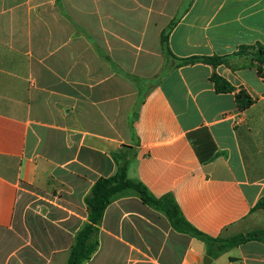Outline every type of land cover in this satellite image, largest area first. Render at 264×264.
I'll return each instance as SVG.
<instances>
[{"label": "crops", "instance_id": "0c3cea01", "mask_svg": "<svg viewBox=\"0 0 264 264\" xmlns=\"http://www.w3.org/2000/svg\"><path fill=\"white\" fill-rule=\"evenodd\" d=\"M256 44L264 0H0V264H67L116 156L210 240L124 192L85 264H264L261 241L220 251L264 231V78L239 55Z\"/></svg>", "mask_w": 264, "mask_h": 264}, {"label": "trees", "instance_id": "16d2710c", "mask_svg": "<svg viewBox=\"0 0 264 264\" xmlns=\"http://www.w3.org/2000/svg\"><path fill=\"white\" fill-rule=\"evenodd\" d=\"M164 43H166V39H164ZM165 50L166 52L169 51L167 46ZM244 50L254 51L253 56H255V62L253 66L257 69L259 75L264 78V46L261 44L243 46L240 48L239 52ZM225 61L226 59L220 57H196L185 59L181 61V63L194 64L197 62H204L209 65L217 66L224 63ZM212 80L215 83L218 92H232L235 90L227 81L218 77L217 75L213 76ZM237 99L244 108H248L252 105V100L243 91L238 94ZM116 160L118 163L116 175L110 178H102L98 180L90 195L86 199L89 214L88 222L78 233L74 245L70 251L67 264H85L92 259L99 247V230L107 207L120 194L128 190L137 192L145 204L159 211L165 212L170 218L173 226L178 230L190 233L205 242L210 240L208 237L195 231L185 222L180 214L178 206L172 197H163L160 199L154 197L142 183L128 178V163L126 159H121L116 156ZM250 241L264 242V231L253 232L246 236H239L225 241L220 251L225 252L229 248Z\"/></svg>", "mask_w": 264, "mask_h": 264}, {"label": "rangeland", "instance_id": "374dc122", "mask_svg": "<svg viewBox=\"0 0 264 264\" xmlns=\"http://www.w3.org/2000/svg\"><path fill=\"white\" fill-rule=\"evenodd\" d=\"M239 55L241 57L251 58V60L253 62H255V56H253L254 55V51L244 50V51L239 52ZM130 191H133V190H128V191H125V192H130Z\"/></svg>", "mask_w": 264, "mask_h": 264}, {"label": "water", "instance_id": "95a60500", "mask_svg": "<svg viewBox=\"0 0 264 264\" xmlns=\"http://www.w3.org/2000/svg\"><path fill=\"white\" fill-rule=\"evenodd\" d=\"M208 258V257H207Z\"/></svg>", "mask_w": 264, "mask_h": 264}]
</instances>
